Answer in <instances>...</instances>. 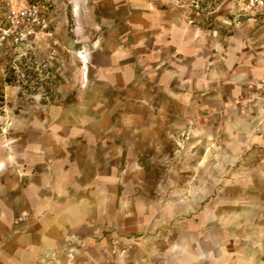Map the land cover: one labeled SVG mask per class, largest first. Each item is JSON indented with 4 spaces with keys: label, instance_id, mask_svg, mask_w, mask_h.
<instances>
[{
    "label": "rangeland",
    "instance_id": "1",
    "mask_svg": "<svg viewBox=\"0 0 264 264\" xmlns=\"http://www.w3.org/2000/svg\"><path fill=\"white\" fill-rule=\"evenodd\" d=\"M22 1L0 0V13ZM26 1L48 7L46 0ZM179 1L183 12H196L203 26L212 11L222 16L225 27L241 28L250 23L244 17L234 20L231 0ZM72 6L69 0H53L49 19L52 37L48 41L27 51H0V224L8 230L26 221V210L32 205L17 198H28L27 192L37 197L97 191L108 197L101 201L102 222L111 223L95 254L100 264H126V253L131 250L125 243L126 225L144 224L151 230L161 225L159 233L147 235L151 247L163 238L165 243L175 242V227L204 225L210 216L214 225L229 233V264H237L238 255L254 256L251 230L236 216L248 199L237 200V192L254 188L255 169L259 162L264 165V148L238 153L232 165L217 167L219 152L214 143L209 146L212 151L204 152L199 144L191 151L189 145L178 141L189 143L188 136L174 135L172 118L159 120L156 71L135 72L137 86L129 90L98 88L94 71L84 79L75 54L88 47L73 34L78 24L72 18ZM256 23L250 34L256 32L264 49V17ZM212 27L221 30L216 23ZM152 50L156 52V47ZM150 65L155 69L157 62ZM147 75H152L150 80ZM258 84L256 127L264 145V73ZM85 128H99L100 132L89 135ZM90 153L95 159L94 177L83 184L78 178L83 169L81 158ZM204 155L206 163L215 165L202 163ZM37 200L44 206L46 199ZM59 202L68 204L76 199L67 196ZM188 205V211L179 212ZM7 210L11 226L2 218ZM4 234L0 231V240ZM81 234L70 232L66 241ZM109 234L114 237L106 238ZM64 246L52 255L54 262L62 261L68 248Z\"/></svg>",
    "mask_w": 264,
    "mask_h": 264
},
{
    "label": "crops",
    "instance_id": "2",
    "mask_svg": "<svg viewBox=\"0 0 264 264\" xmlns=\"http://www.w3.org/2000/svg\"><path fill=\"white\" fill-rule=\"evenodd\" d=\"M46 2L48 7L43 6V10L51 19L53 0ZM27 3L23 0L15 7ZM69 4L73 5L72 18L78 24L73 34L88 47L75 54L84 79L94 71L98 88L129 90L137 86L135 72L156 71L159 120L172 118L174 135L188 136L189 143L178 141L189 145L191 151L197 144L202 145L204 152L212 151L214 143L219 152L215 157L217 165L206 163L208 157L204 155L201 161L206 166H230L238 153L264 148L256 127L255 106L258 83L264 73V49L256 32L250 34L256 19L264 17V11L247 26L229 28L214 11L207 23L200 25L197 13L186 15L179 0H69ZM231 6L234 20L236 16L248 15L241 0H231ZM214 22L221 25V30L212 27ZM43 42L46 41H34L31 48ZM155 47L156 52L152 50ZM154 55L157 59L151 57ZM152 61L157 62L155 69L150 65ZM150 76L147 75L148 80ZM85 129L89 135L100 132L99 128ZM81 159L83 169L78 178L87 184L94 177L95 159L91 153ZM259 163L254 188L237 192V200H248L236 216L251 230L255 246L254 256L238 255L237 264H264V165ZM58 194L61 195L44 193L36 197V193L27 192L28 198L18 197L17 200H29L32 205L26 210V221L19 226H11L8 210L3 212V221L11 227L5 230L0 224V231L7 233L0 240V264L101 263L95 260V254L103 244V232L111 227V223L102 222L101 201L108 197L97 191H80L67 194L76 202L63 204L59 201L67 196L64 192ZM37 198L46 199L44 206ZM190 208L188 205L179 212ZM208 218L209 223L204 225L175 227V242L168 244L163 238L151 247L147 235L159 233L161 225L152 230L144 224L126 225L125 243L131 250L126 253L125 263L229 264V233L214 225L213 216ZM73 231L83 235L67 242L66 235ZM133 233L142 235L135 237ZM61 245L68 246L67 252L60 263L54 262L52 255Z\"/></svg>",
    "mask_w": 264,
    "mask_h": 264
},
{
    "label": "built area",
    "instance_id": "3",
    "mask_svg": "<svg viewBox=\"0 0 264 264\" xmlns=\"http://www.w3.org/2000/svg\"><path fill=\"white\" fill-rule=\"evenodd\" d=\"M248 12L244 21L250 22L253 17L264 11V0H241ZM240 16H236L238 21ZM52 37L51 24L43 6L31 1L22 7H8L0 13V51L14 48L27 51L34 41H48ZM55 50L52 49L51 54ZM22 221V218L19 219Z\"/></svg>",
    "mask_w": 264,
    "mask_h": 264
}]
</instances>
